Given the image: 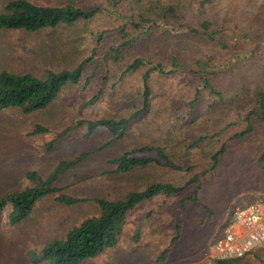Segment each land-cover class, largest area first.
Segmentation results:
<instances>
[{
	"label": "rangeland",
	"instance_id": "1",
	"mask_svg": "<svg viewBox=\"0 0 264 264\" xmlns=\"http://www.w3.org/2000/svg\"><path fill=\"white\" fill-rule=\"evenodd\" d=\"M9 1L12 0H0V11ZM29 1L40 5L70 3L85 9H101L89 20H80L71 25L61 24L37 32L0 29V72H31L43 77L50 69L73 68L89 57L93 49L97 53L86 65L80 84L67 85L46 108L28 114L12 107L0 111V196L29 186L30 182L25 176L28 171H36L46 177L59 160L90 151L109 140L110 133L105 128H98L85 136V126L76 122L80 119L119 117L140 108L142 73L149 68L146 65L130 73L123 71L133 59L125 46L122 59L113 61L109 57L108 66L112 70L104 84L102 96L96 103L86 105L100 83L98 61L110 47L126 40L122 30L129 28L128 20L132 15L129 8L137 1L120 0L118 6L109 4L107 0ZM142 1L146 3L148 0ZM186 2L185 26L176 23L166 25L172 33L185 32L188 26L197 23L199 15L195 1ZM263 2L211 0L206 4V10L231 39H240L248 46L241 61L233 65L232 72L243 74L248 69L249 79L264 83V29L260 30L259 25L249 28L253 15ZM247 30L248 37H238ZM226 64L223 62L221 66L225 67ZM229 73H222L223 82L236 80ZM87 76L91 77L89 84H86ZM150 83L152 96L148 108L130 124L126 135L91 152L59 178L57 184L66 193L78 197L111 198L133 188H142L150 182L182 184L186 179L184 172L149 165L130 173H119L108 160L134 148L161 146L181 164L207 167L209 151L245 128V122L239 120L217 135L216 129L223 124H216L212 128L209 122L203 120L210 112L207 103H218L217 97L207 94L197 103L195 115L198 118L189 128L182 120L181 113L188 111L196 79L188 74H156ZM235 85L239 84H226L228 87ZM263 124L255 120V132L249 136L247 143L245 140L235 141V144L230 142L229 151L218 171L203 177L199 202L186 205L182 211L176 209L174 197L165 201V197L159 196L141 203L128 215L116 246L79 264H214L215 261L207 259L204 244L219 231L239 202L264 198V168L257 162L255 153L245 154L248 148L262 143L260 138L261 134L264 136V131H260ZM37 125L47 131L34 132ZM72 125V129L55 139L58 132ZM198 135L213 137V140L203 141L186 152L185 144ZM55 198V195H49L39 200L29 217L16 225L8 223L7 208L0 213V264H43L33 260L32 251L41 249L52 239L63 238L71 227L99 211L96 203L90 200L67 206ZM203 205H207L212 212L209 213ZM150 210L154 211V215L147 220L146 213ZM140 220L145 224L140 238L136 239ZM178 221L182 223L179 240L166 258L161 259L164 249L176 235L175 225ZM225 264H264V251L243 259L226 260Z\"/></svg>",
	"mask_w": 264,
	"mask_h": 264
},
{
	"label": "trees",
	"instance_id": "2",
	"mask_svg": "<svg viewBox=\"0 0 264 264\" xmlns=\"http://www.w3.org/2000/svg\"><path fill=\"white\" fill-rule=\"evenodd\" d=\"M119 1L107 0L114 6H118ZM136 1L137 3L129 8L132 14L128 20L130 26L126 31L122 30V36L126 40L110 47L98 61L100 83L96 86L94 95L86 102V105L94 104L100 99L104 84L112 70L108 66L109 57L113 61H119L122 59V50L126 46V51L130 57L133 56V59L123 71L130 73L141 66H149L142 73L141 107L119 117L80 119L76 123L85 126V136H89L98 128H105L110 133V139L90 151L59 160L46 177L36 171H28L25 176L30 182L29 186L0 196V213L4 209H8V223L11 225H16L27 219L35 204L49 195H55L58 202L67 206L88 200L96 203L99 209L97 214L87 217L71 227L63 238L52 239L41 249L32 251L31 257L36 262L79 264L83 260L93 258L107 249L113 248L119 240L130 212L145 201L154 200L159 196L165 197V201L174 197V204L178 211H182L188 204L199 202L203 177L210 172L218 171L221 161L229 151L230 142L235 144V141L244 142L245 140L247 143L249 136L255 132L257 126H255V120L264 122V83L249 79L250 71L248 69H245L243 74L232 72L233 65L241 61L248 46L240 39H231V36L223 31L217 21L207 14L206 4L211 0H194L199 15L197 23L195 26H188L185 32L181 31L180 33L170 32L166 25L176 23L179 26H185L186 0H148L146 3L142 0ZM100 9L99 7L85 9L70 3L40 5L29 0H12L0 11V29H22L27 32H37L61 24L71 25L80 20H89ZM250 22V29L256 25L260 26V30L264 29V2L259 6ZM248 35L249 30L238 37H248ZM98 36L100 39L101 33ZM219 50L225 52L219 53ZM96 53V50L93 49L89 57L82 59L73 68L50 69L43 77L31 72L16 74L2 70L0 72V111L12 107L19 108L23 113L28 114L46 108L67 85L80 84L87 69L86 65L94 59ZM223 62L227 63L225 67L221 66ZM226 71L231 72L228 75L235 77L236 80L223 82L221 75ZM156 74L161 76L188 74L196 79L188 111L181 113L182 120L189 128L196 123L198 118L195 115L196 105L206 94L218 98V103L213 101L207 103L210 112L203 119L209 122L212 128L216 124H223L220 129H216L217 135L239 120L245 122V128L224 139L217 148L215 147L216 149L209 151L207 167L181 164L167 154L161 146L134 148L108 160L115 166V171L119 173H130L149 165H158L169 170L184 172L186 179L182 184L168 181L150 182L142 188H133L111 198L103 196L87 198L66 193L64 188L57 184L59 178L91 152L102 149L110 141L126 135L130 124L148 108L152 96L150 80ZM90 82L91 77L87 76L86 84ZM232 83L239 85L226 86V84ZM74 125L58 132L55 139L64 135ZM263 128L264 124L261 127V133L264 131ZM45 131H47L46 128L37 125L34 132ZM212 138L204 135L192 137L185 144V150L188 152L203 141L213 140ZM260 139L262 143H259L255 148H248V153L245 154L255 153L257 162L264 168V136L262 134ZM241 152H244L243 149ZM190 190L191 192H189ZM187 192L189 193L186 195ZM255 201L264 202V198L249 199L239 202L237 206H244ZM203 206L209 213L212 212L207 205ZM153 215L154 211L150 210L146 213V219H151ZM227 221L228 218L219 231L227 224ZM139 222L141 224L136 228V239L140 238L141 230L145 224L141 220ZM175 230L176 235L164 249L161 259L166 258L179 240L182 233L180 221L176 223ZM209 241L204 244V250ZM263 251L264 247H260L251 255H257ZM225 262L226 260H216L214 264H225Z\"/></svg>",
	"mask_w": 264,
	"mask_h": 264
},
{
	"label": "built area",
	"instance_id": "3",
	"mask_svg": "<svg viewBox=\"0 0 264 264\" xmlns=\"http://www.w3.org/2000/svg\"><path fill=\"white\" fill-rule=\"evenodd\" d=\"M264 247V202L255 201L234 207L227 224L207 246V259H242ZM210 264V263H209Z\"/></svg>",
	"mask_w": 264,
	"mask_h": 264
}]
</instances>
